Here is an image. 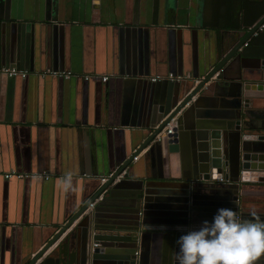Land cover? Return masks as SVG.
<instances>
[{
	"label": "crops",
	"instance_id": "crops-1",
	"mask_svg": "<svg viewBox=\"0 0 264 264\" xmlns=\"http://www.w3.org/2000/svg\"><path fill=\"white\" fill-rule=\"evenodd\" d=\"M263 18L264 0H0V264H29L100 179L134 153L127 171L146 191L139 261L161 264L164 237L182 228L188 171L186 157L184 165L178 155L163 162L149 147L141 150L154 99L150 79L171 74L187 83L193 67L201 74L205 59L215 64L216 50L231 48ZM240 50L245 58H264V28ZM6 68L27 76L7 77ZM45 70L71 76H41ZM235 74L224 80L226 89L236 84ZM11 171L25 177L5 180ZM66 172L74 185L67 192L60 187ZM242 189L249 192L245 210L264 212L263 189ZM121 191L128 195L117 192L108 203L134 193ZM96 209L99 217L121 211ZM79 220L41 258L79 229Z\"/></svg>",
	"mask_w": 264,
	"mask_h": 264
},
{
	"label": "water",
	"instance_id": "water-1",
	"mask_svg": "<svg viewBox=\"0 0 264 264\" xmlns=\"http://www.w3.org/2000/svg\"><path fill=\"white\" fill-rule=\"evenodd\" d=\"M263 23L264 18L231 48L216 50L211 55L215 64L206 63L209 59H205L201 74H196L193 67L187 83L153 82L154 99L141 150L149 147L163 162L178 155L184 165L186 157L188 171L179 200V210L184 216L179 224L182 228L170 230L164 237L161 264H175L177 238L199 227L202 221H211L218 208H231L250 218L253 212L246 211L242 201V196L249 192L242 187L254 185L263 189L260 192L264 194V58H245L240 50ZM238 62L249 66H240ZM232 71L236 72L233 79L237 82L226 89L224 80ZM171 123L174 125L168 134L164 129ZM135 155L105 177L93 196L29 264H140L146 239L140 220L146 209V191L140 190L142 181L134 180L127 171ZM127 189L134 190L131 198L121 197L120 205L108 203L117 192L128 195L121 191ZM100 207L121 211L106 212L99 217L96 208ZM91 208L93 213L85 214ZM254 213L264 219V212ZM79 218V229L41 258ZM68 244L72 246L70 251ZM254 264H264V253Z\"/></svg>",
	"mask_w": 264,
	"mask_h": 264
},
{
	"label": "clouds",
	"instance_id": "clouds-1",
	"mask_svg": "<svg viewBox=\"0 0 264 264\" xmlns=\"http://www.w3.org/2000/svg\"><path fill=\"white\" fill-rule=\"evenodd\" d=\"M63 191H71L73 173L60 178ZM244 217L237 210L218 208L211 221L189 229L177 240L175 264H254L264 253V219L254 212Z\"/></svg>",
	"mask_w": 264,
	"mask_h": 264
},
{
	"label": "built area",
	"instance_id": "built-area-1",
	"mask_svg": "<svg viewBox=\"0 0 264 264\" xmlns=\"http://www.w3.org/2000/svg\"><path fill=\"white\" fill-rule=\"evenodd\" d=\"M264 28V23L259 27V30L263 29ZM2 74H4L5 76L7 77H21V78H25L27 76V73L24 72V71H20V70H17L15 68H6V69H2L1 70ZM41 76H52V77H61L63 79H68L70 76H71V73L70 72H67V73H58V72H55V71H50V70H45L43 71L42 73H40ZM218 74H216L215 76H217ZM85 80L88 79V76H85L84 77ZM163 79H166V80H170V81H175V82H179V81H182L185 79V77H182V76H172L171 74H169L166 78H161L159 76H156L154 78H151L150 81L151 82H156V81H159V80H163ZM107 81V77L104 76V77H101V82H106ZM172 125L174 123H171ZM167 125V127L164 129L166 130L165 132L170 134L171 133V126L170 125ZM133 159H136V157H134ZM2 177L5 179V180H11V179H23L25 177V175L23 174H18L14 171H11V172H7V173H4L2 174ZM105 178H101L100 179V182L103 183L105 182Z\"/></svg>",
	"mask_w": 264,
	"mask_h": 264
}]
</instances>
